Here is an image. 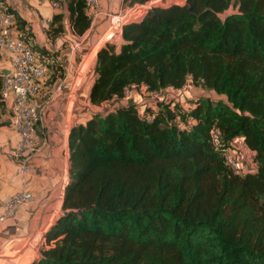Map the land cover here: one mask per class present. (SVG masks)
I'll use <instances>...</instances> for the list:
<instances>
[{
    "label": "trees",
    "instance_id": "16d2710c",
    "mask_svg": "<svg viewBox=\"0 0 264 264\" xmlns=\"http://www.w3.org/2000/svg\"><path fill=\"white\" fill-rule=\"evenodd\" d=\"M166 1L127 22L121 44L98 51L89 102L113 106L70 129L72 183L31 264H264V0ZM68 9L83 35L85 0ZM15 17L48 68L42 106L64 70ZM61 18L50 25L55 35ZM189 85L203 94L161 97ZM132 86L154 103L125 100ZM237 139L254 154L252 170L236 172L226 159Z\"/></svg>",
    "mask_w": 264,
    "mask_h": 264
},
{
    "label": "crops",
    "instance_id": "0c3cea01",
    "mask_svg": "<svg viewBox=\"0 0 264 264\" xmlns=\"http://www.w3.org/2000/svg\"><path fill=\"white\" fill-rule=\"evenodd\" d=\"M70 1L0 0V8L13 11L26 23L25 29L34 35V44L38 48L58 54L57 61L64 70L63 79H59L48 90L42 104L37 149L28 160L25 157H15L16 134L10 126L13 102L0 108V214L4 203L15 193L30 191L34 198L31 204L19 207L12 219L0 224V251L16 248L26 240H37L39 244L41 237L52 228L62 213L65 192L72 183L69 160L70 129L90 118L93 113L108 109L113 103L92 106L89 94L98 51L107 43L121 44V35L115 42L107 39L110 25L104 16L91 19V25L83 35L76 34L70 25ZM98 1L100 9L105 13H119L131 9L123 6V0ZM56 15L62 16L60 23L63 32L58 35L50 28ZM88 60L91 62L85 68ZM0 69H12L8 54H0ZM130 102L144 108L153 104L154 99L141 89L135 92ZM242 144L237 139L234 147L238 148ZM23 164L26 165L24 172L21 171ZM36 256L34 249L31 258L25 252L23 255L15 254L13 264L20 261L31 264Z\"/></svg>",
    "mask_w": 264,
    "mask_h": 264
},
{
    "label": "built area",
    "instance_id": "2783aa9c",
    "mask_svg": "<svg viewBox=\"0 0 264 264\" xmlns=\"http://www.w3.org/2000/svg\"><path fill=\"white\" fill-rule=\"evenodd\" d=\"M87 12L93 19L104 16L110 25L112 35L109 41H116L121 35L123 26L132 18H138L141 7L134 6L119 13H105L100 9L98 0H85ZM110 33V32H109ZM8 54L12 69L4 76L0 102L5 104L13 102L10 126L15 132V157H25L28 160L37 149L38 129L42 106L37 97L40 86L45 81L48 68L39 61L35 51L24 41L23 35L17 28V19L14 14L0 10V54ZM135 87L132 86L124 92V99L134 97ZM159 96V94H155ZM213 141L219 144V133L212 131ZM229 164L236 170L240 167L235 163L231 151L226 154ZM26 171V165L21 166ZM30 191L15 193L3 205L0 214V224L12 219L19 207L33 202Z\"/></svg>",
    "mask_w": 264,
    "mask_h": 264
},
{
    "label": "rangeland",
    "instance_id": "374dc122",
    "mask_svg": "<svg viewBox=\"0 0 264 264\" xmlns=\"http://www.w3.org/2000/svg\"><path fill=\"white\" fill-rule=\"evenodd\" d=\"M154 4H157V5L160 4V5L166 6V5L170 4V1L154 0L153 2L148 3L146 5H137L138 7L143 8L140 11L141 12L140 14L142 15L148 8H150V6L152 7ZM123 6L125 8H131V7H128V6L124 5V4H123ZM233 11L234 10H230L226 14L233 13ZM141 15L138 18L134 19V20H138L139 18H141ZM222 17H224V15H222ZM132 18H134V17H132ZM132 18H130L127 22L132 21L133 20ZM91 19L93 20L92 17H91ZM111 35H112V33L110 31L109 35L107 36L108 40H110V36ZM90 62H91V60L87 61L85 68H88ZM203 92H204L203 90L192 88L189 85L181 92H175V91L163 92L161 97L162 98L164 97V98L187 99V98H190L192 96L202 95ZM207 94H210V93L208 92ZM112 106H113V103L110 104V107L108 108V110ZM106 110H104V111H106ZM240 142H241V140H240ZM241 144H242V142H241ZM231 154L235 158V161H236L235 163L238 165V167H240V170L242 169L243 171H248V170H252L255 167V164H254V161H253L254 154L247 147H245L243 144H242V146H239L238 148H236V152H231ZM42 237H41V241L39 242V244L37 243L38 242L37 240H32V241L31 240L30 241L26 240L25 242H22V244H19L16 248H12L11 250L10 249L7 250V249H3L2 248L3 250L0 251V258L3 259V260L0 261V264H9V263H11V261H12V264H13L14 263L13 262V258L15 257V254H16V256L19 255V254L23 255L24 252L26 253V255L29 258H31L33 256V249H34L35 253L37 254V256H36V259H37L38 256H39L40 248H41V246L43 244L42 243ZM37 244H38L39 247H37ZM15 251H16V253H15ZM29 258H27V259H29ZM18 264H23V261L22 262L20 261Z\"/></svg>",
    "mask_w": 264,
    "mask_h": 264
},
{
    "label": "water",
    "instance_id": "95a60500",
    "mask_svg": "<svg viewBox=\"0 0 264 264\" xmlns=\"http://www.w3.org/2000/svg\"><path fill=\"white\" fill-rule=\"evenodd\" d=\"M9 74V70L0 69V75L7 76Z\"/></svg>",
    "mask_w": 264,
    "mask_h": 264
}]
</instances>
